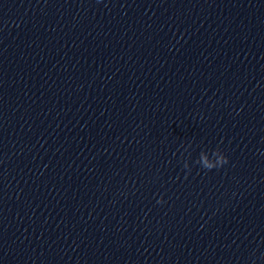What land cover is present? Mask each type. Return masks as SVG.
Segmentation results:
<instances>
[{"label":"clouds","instance_id":"obj_1","mask_svg":"<svg viewBox=\"0 0 264 264\" xmlns=\"http://www.w3.org/2000/svg\"><path fill=\"white\" fill-rule=\"evenodd\" d=\"M228 162V157L224 154L220 147L217 146L216 148L202 149L198 155V158L194 161V164L199 165L200 168L204 170L211 171L213 169L222 168ZM183 167L188 169L189 172L191 171L187 160L184 161ZM163 202V198L157 201V203Z\"/></svg>","mask_w":264,"mask_h":264}]
</instances>
